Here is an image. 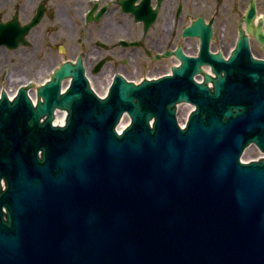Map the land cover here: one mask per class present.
<instances>
[{
  "label": "water",
  "instance_id": "water-1",
  "mask_svg": "<svg viewBox=\"0 0 264 264\" xmlns=\"http://www.w3.org/2000/svg\"><path fill=\"white\" fill-rule=\"evenodd\" d=\"M212 58V88L184 68L0 112V264H264V63Z\"/></svg>",
  "mask_w": 264,
  "mask_h": 264
},
{
  "label": "flooded vegetation",
  "instance_id": "flooded-vegetation-1",
  "mask_svg": "<svg viewBox=\"0 0 264 264\" xmlns=\"http://www.w3.org/2000/svg\"><path fill=\"white\" fill-rule=\"evenodd\" d=\"M218 55L264 63V0H0V112L37 109L50 84L59 97L75 89L105 100L185 68L209 86Z\"/></svg>",
  "mask_w": 264,
  "mask_h": 264
},
{
  "label": "bare ground",
  "instance_id": "bare-ground-1",
  "mask_svg": "<svg viewBox=\"0 0 264 264\" xmlns=\"http://www.w3.org/2000/svg\"><path fill=\"white\" fill-rule=\"evenodd\" d=\"M109 79H110V78H109ZM109 79H108V80H109Z\"/></svg>",
  "mask_w": 264,
  "mask_h": 264
}]
</instances>
